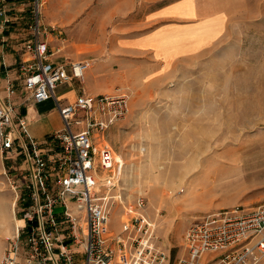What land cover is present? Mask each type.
I'll list each match as a JSON object with an SVG mask.
<instances>
[{
	"label": "rangeland",
	"instance_id": "1",
	"mask_svg": "<svg viewBox=\"0 0 264 264\" xmlns=\"http://www.w3.org/2000/svg\"><path fill=\"white\" fill-rule=\"evenodd\" d=\"M105 1L92 0L90 8L79 10L78 0L57 1L63 8L43 0L44 38L60 50L52 57L56 61L91 65L74 88L131 94L127 116L105 131L121 178L116 195L122 194L110 212L111 235L119 233L125 209L144 197L158 245L175 264L186 254L187 229L204 216L264 203V0H135L120 24L101 26L98 17L104 20L109 10L95 9L94 2ZM34 10L35 0H0V47L14 57L16 83L33 37ZM84 34L90 41L79 46ZM155 38L163 42L159 52L135 47L156 46ZM69 90L70 82L59 85L56 95L72 97ZM32 111L41 115L37 107ZM0 155L4 166L12 160ZM2 171L4 250L16 232L19 202ZM213 256L207 254L202 264Z\"/></svg>",
	"mask_w": 264,
	"mask_h": 264
},
{
	"label": "built area",
	"instance_id": "2",
	"mask_svg": "<svg viewBox=\"0 0 264 264\" xmlns=\"http://www.w3.org/2000/svg\"><path fill=\"white\" fill-rule=\"evenodd\" d=\"M42 2L35 0L22 80L15 83L0 74V151L12 157L4 176L19 202L15 216L20 222L0 264H170V256L158 245L156 226L144 212V197L125 209L126 220L117 236L111 235L110 212L122 194L116 195L121 178L105 131L127 116L129 97L83 94L73 102L59 99L57 87L82 81L90 64L52 58L60 50L53 51L44 38ZM49 100L62 129L40 142L31 135L22 108ZM57 208L62 211L56 213ZM184 240L186 254L175 264H202L207 254L214 255L207 264H263L264 203L246 211L210 213L187 229Z\"/></svg>",
	"mask_w": 264,
	"mask_h": 264
},
{
	"label": "crops",
	"instance_id": "3",
	"mask_svg": "<svg viewBox=\"0 0 264 264\" xmlns=\"http://www.w3.org/2000/svg\"><path fill=\"white\" fill-rule=\"evenodd\" d=\"M48 1L51 3V5H53L52 6L53 8H55V6L57 8H63L61 6L56 5V2L59 0H48ZM60 1L63 4L67 3V0H60ZM134 1L135 0H106L104 5H98V2H94L95 5L97 4V6H94L95 9H97L99 7L101 10H109V14L104 16V20H101L98 17V19H99V21H97L98 24L101 26L102 25L105 26L108 23L109 24H114L115 22L118 23V20H120V18H121L120 16H123V15L125 17L129 16V14L134 9V5H133ZM90 3H92V0H78V3H77L78 9L79 10H85L86 8H90ZM51 24H53V23H51ZM118 24H120V23H118ZM82 37H83L82 41H84V43L79 44V46H84L86 41H90V40H86L85 34ZM97 40L100 41V38H97ZM152 40L156 46L148 47L146 44H142L140 42L138 44V42H137L135 44V47H138L139 49H137V50L141 53H143L145 51H149V49L156 53L158 48H161V49L163 48L162 47L163 42L160 41V39L155 38ZM1 41L4 42V40H1ZM92 41H93V43L95 42V40H92ZM171 41H172L171 43L174 42V40H171ZM171 43H170V47H171ZM174 47H175V45H173V48ZM167 48H169V47L167 46ZM0 49H1L0 58L3 59L2 62H0V74L2 75L3 78L4 77L6 78V76L8 75L12 80H14L13 79L14 78L13 77V72H14L13 67L15 65L14 64L15 63L14 57L12 55H8V54L6 55L5 54V52H4L5 45L4 44L0 47ZM174 50H176V48H174ZM158 52H159V49H158ZM24 57H25V55H24ZM79 61L80 60H76V61L73 60L71 62L66 61L63 63L70 64V63L79 62ZM78 81L79 80H73L72 82H70V90L69 91L74 93L72 97L66 98V96H62L60 98H64L63 99L64 101L72 102V99H76L77 96H80L82 94L88 95L90 93L91 95L93 94L94 96L100 94L99 91L96 89V87L95 88L91 87V86L85 87V88H83V91H82V88H79V89L74 88V82H78ZM14 82L16 83V81H14ZM3 83H4V81H3ZM2 95H3V93H2ZM57 96L59 97L60 95H57ZM34 107H37L39 109V111L41 113L40 116H38V117L35 116V114L32 111L34 109ZM51 109H53V110H51ZM22 112L28 119L29 130H30L31 135L37 141H40V142L45 141L53 133L60 131L62 129V121H61L60 115H59V113L55 107V103L53 100H49V101L39 103V104L29 103L25 107L22 108ZM16 164H18V162ZM8 165L5 164V166H4V164H2V157L0 155V172L3 169V171H2L3 175L5 172V168H7ZM5 180L8 182L7 178ZM3 251L4 250L0 249V261L2 258Z\"/></svg>",
	"mask_w": 264,
	"mask_h": 264
},
{
	"label": "bare ground",
	"instance_id": "4",
	"mask_svg": "<svg viewBox=\"0 0 264 264\" xmlns=\"http://www.w3.org/2000/svg\"><path fill=\"white\" fill-rule=\"evenodd\" d=\"M90 67H91V65H90ZM129 99H131V94H130V96H129ZM122 200V199H121ZM18 224H20V222L18 221Z\"/></svg>",
	"mask_w": 264,
	"mask_h": 264
}]
</instances>
